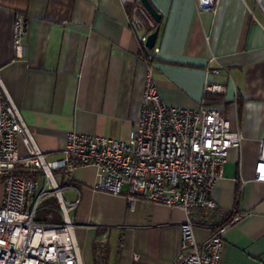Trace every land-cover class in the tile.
I'll return each mask as SVG.
<instances>
[{
  "label": "crops",
  "instance_id": "crops-1",
  "mask_svg": "<svg viewBox=\"0 0 264 264\" xmlns=\"http://www.w3.org/2000/svg\"><path fill=\"white\" fill-rule=\"evenodd\" d=\"M140 2L0 0V77L48 161L63 158L70 131L118 140L134 135L147 73L140 39L156 29ZM150 2L162 15L152 63L164 103L196 109L207 80L224 83L226 93L207 103L243 137L212 191L221 209L243 215L226 231L218 264H264V181L256 180L264 140V0ZM19 14L27 28L23 58L14 54ZM17 147L20 155L30 152L25 133ZM59 181L65 199L78 201L71 216L83 264L173 263L186 219L181 208L130 206L126 196L94 188V167ZM54 203L58 211L54 197L44 206ZM195 234L202 241L209 229Z\"/></svg>",
  "mask_w": 264,
  "mask_h": 264
},
{
  "label": "built area",
  "instance_id": "built-area-1",
  "mask_svg": "<svg viewBox=\"0 0 264 264\" xmlns=\"http://www.w3.org/2000/svg\"><path fill=\"white\" fill-rule=\"evenodd\" d=\"M205 6L210 0H201ZM26 18L17 15L14 54L26 52ZM141 37L147 65L141 115L128 140L104 135L68 132L61 159L48 161L32 141L28 127L0 77V264H83L71 212L78 201L68 202L58 175L67 179L84 167L96 169L94 188L138 201L181 208L179 250L172 264H218L226 231L243 215L219 207L212 191L224 176L229 150L240 147L242 135L230 129L220 110L207 103L211 95H224V83L207 80L204 99L196 109L164 103L154 77L152 59L159 48H148ZM209 74L220 69L208 68ZM25 133L32 148L20 155L17 138ZM44 181L41 185L40 178ZM256 180L264 181V140ZM54 197L61 221L38 220L44 202ZM209 229L197 240L195 228ZM138 258V255H135Z\"/></svg>",
  "mask_w": 264,
  "mask_h": 264
},
{
  "label": "water",
  "instance_id": "water-1",
  "mask_svg": "<svg viewBox=\"0 0 264 264\" xmlns=\"http://www.w3.org/2000/svg\"><path fill=\"white\" fill-rule=\"evenodd\" d=\"M142 6L145 9V11L147 12V14L156 22V23H160L162 15L160 14V12L152 5V3L150 2V0H141ZM158 33H159V26L155 29V31H153L152 33H150L148 35L147 41H146V45L148 48H154L156 45V41L158 38Z\"/></svg>",
  "mask_w": 264,
  "mask_h": 264
},
{
  "label": "trees",
  "instance_id": "trees-1",
  "mask_svg": "<svg viewBox=\"0 0 264 264\" xmlns=\"http://www.w3.org/2000/svg\"><path fill=\"white\" fill-rule=\"evenodd\" d=\"M140 6L143 8V6H142V3L140 2ZM144 9V8H143ZM144 11H145V9H144ZM145 13H147L146 11H145ZM148 15V14H147ZM149 16V15H148ZM150 17V16H149ZM151 18V17H150ZM152 19V18H151ZM153 20V19H152ZM155 22V21H154ZM159 24L160 23H156L155 22V25H156V28L159 26ZM57 201V200H56ZM58 208H59V206H57ZM50 213H53V214H55V217H53V221L54 222H58L59 220H60V218H59V216L57 215V213L56 212H54V211H50V210H48V209H45V208H42L41 210H40V212H39V214H38V216H37V219L38 220H47V215H49ZM61 221V220H60ZM97 254H98V251H97V249H96V261L98 262V263H101V258L99 257V256H97Z\"/></svg>",
  "mask_w": 264,
  "mask_h": 264
},
{
  "label": "rangeland",
  "instance_id": "rangeland-1",
  "mask_svg": "<svg viewBox=\"0 0 264 264\" xmlns=\"http://www.w3.org/2000/svg\"><path fill=\"white\" fill-rule=\"evenodd\" d=\"M58 177H59V179H60V176L58 175ZM44 180L43 179H41V185L43 184L42 182H43ZM3 191H2V184H1V182H0V203H1V201H2V196H3V193H2ZM65 197L67 196L66 195V191H65ZM54 202V201H53ZM53 205V204H52ZM54 207H56V204L54 203V205H53ZM54 212H56L57 213V215H59V216H61V214H60V212L59 211H57V210H53ZM72 214V213H71ZM53 215V214H52Z\"/></svg>",
  "mask_w": 264,
  "mask_h": 264
}]
</instances>
